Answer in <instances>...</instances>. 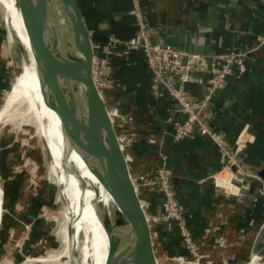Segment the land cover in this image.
<instances>
[{
  "label": "crops",
  "instance_id": "1",
  "mask_svg": "<svg viewBox=\"0 0 264 264\" xmlns=\"http://www.w3.org/2000/svg\"><path fill=\"white\" fill-rule=\"evenodd\" d=\"M77 3L92 47L102 46L108 36L125 41L135 35L131 0ZM137 5L153 42L199 53L207 59L221 53H245L246 71L228 75L224 86L205 101L202 110L207 127L227 148L235 150L237 136L243 135L246 144L237 152L239 167L264 182V0H137ZM3 58L0 53L1 90L6 75ZM208 77V72H196L194 80L180 84L195 106L203 100ZM110 82L104 92L107 106L119 108L120 113L129 112L134 120L125 123L123 129L131 138L125 148L130 174L145 181L152 179L161 165L169 172L178 201L191 214L188 224L200 264H245L254 252L264 257V201L256 192L258 181L245 179L236 168L231 192L213 183L211 176L223 167L225 154L199 131L180 139L174 137L181 114L167 94L151 91L149 71L138 47L127 48L120 57L112 58ZM138 190L148 216L159 214L161 196L154 187L140 183ZM19 192L14 181L6 182L0 172V220L6 228L0 233V242L8 237L17 241L22 235L25 223L19 203L24 201H19ZM153 225L168 262L177 263L171 260L173 257H187L173 223L159 221ZM22 237L25 242L27 236ZM33 241L36 238L28 242ZM4 245L9 244H0L4 252L0 264H12ZM19 254L21 250L14 247V260L21 257Z\"/></svg>",
  "mask_w": 264,
  "mask_h": 264
},
{
  "label": "water",
  "instance_id": "2",
  "mask_svg": "<svg viewBox=\"0 0 264 264\" xmlns=\"http://www.w3.org/2000/svg\"><path fill=\"white\" fill-rule=\"evenodd\" d=\"M15 3L40 95L56 116L63 136L65 167L61 171L78 178L75 162L69 161L74 152L110 198L108 202L99 199L92 203L106 239L103 264H168L130 174L125 140L92 79L93 48L77 0ZM12 41L27 61L21 42L13 35ZM43 139L51 157L47 140ZM56 183L63 209L69 211L71 198L63 193L64 184ZM91 188L96 191V187ZM78 211L69 217L68 238L74 235ZM81 236L79 232L68 264L82 262ZM86 262L90 264L88 257Z\"/></svg>",
  "mask_w": 264,
  "mask_h": 264
},
{
  "label": "built area",
  "instance_id": "3",
  "mask_svg": "<svg viewBox=\"0 0 264 264\" xmlns=\"http://www.w3.org/2000/svg\"><path fill=\"white\" fill-rule=\"evenodd\" d=\"M131 1L137 26L135 35L125 41L108 36L102 46L92 47V79L103 98L105 97V90L111 86L112 58L120 57L122 51L127 48L138 47L149 71L150 89L154 94H167L175 102V109L181 114L174 129V137L180 139L193 131H199L200 134L208 136L223 151L227 159L220 171L211 176L213 183L226 193L231 192V187H234L232 175L237 168L245 179H253L259 182L256 192L264 201V182L262 179L255 173L244 171L238 164L237 152L241 151L246 144L243 135L237 136L234 145L235 150L229 149L221 137L213 133L207 127L206 121L199 115L205 101L210 99L216 90L224 86L228 75L234 71L236 73L246 71L245 53L230 52L207 59L199 53L182 50L170 44L153 42L149 38L145 22L139 12L137 0ZM196 72L209 73V77L205 80L203 100L198 106H195L180 88V84L194 80L193 73ZM198 81L201 82V80ZM108 109L125 140V149L131 144V138L124 132V124L133 123V117L127 111L120 113L117 107H108ZM226 178L228 184L224 182ZM137 179H134L137 186L140 183L153 186L156 193L161 196V212L149 217L152 223L159 221L173 223L181 245L187 252V257L178 256L171 260L178 264H200V256L197 253L196 243L188 224V218L191 214L187 213L178 201L171 185L169 172L161 165L156 168L152 179L145 181L142 177ZM245 264H264V257L260 253H251Z\"/></svg>",
  "mask_w": 264,
  "mask_h": 264
},
{
  "label": "rangeland",
  "instance_id": "4",
  "mask_svg": "<svg viewBox=\"0 0 264 264\" xmlns=\"http://www.w3.org/2000/svg\"><path fill=\"white\" fill-rule=\"evenodd\" d=\"M4 18V10L0 5V53L6 61V75L2 80L5 86H2V90L0 88L1 112L5 106L6 97L20 74L22 62L19 49L13 41L9 40V29ZM260 40H263V37ZM45 138L47 142H50L49 138ZM0 144H2L0 146L2 149L0 151V172L6 182L14 181L17 189L20 190L19 201H24V203H19L21 205L20 211L24 213L22 221L25 223L21 231L22 235L17 241L13 240L14 237L2 240L4 244H9L8 247L4 245L7 249L6 254L10 255V260H13L12 264H64L66 260L62 252L61 237L58 233L63 218L62 200L59 198L56 185L59 170L57 163L47 152L44 139L37 132V120L34 113L27 109L25 102L15 104L1 114ZM28 207H37L38 210H29ZM1 221L0 233L6 229L2 226ZM23 235L27 236L25 242ZM32 238H36V241H33L34 243L28 242ZM25 243H28L29 246H26ZM14 247L22 252L19 254L20 258L15 256V260L12 256ZM24 248L28 251L26 252ZM3 253L0 251L1 255ZM168 264L177 263L168 262Z\"/></svg>",
  "mask_w": 264,
  "mask_h": 264
},
{
  "label": "bare ground",
  "instance_id": "5",
  "mask_svg": "<svg viewBox=\"0 0 264 264\" xmlns=\"http://www.w3.org/2000/svg\"><path fill=\"white\" fill-rule=\"evenodd\" d=\"M15 2L16 0H0V5L4 10V22L9 29V40L12 41V35L18 39L26 50L28 59L27 61L24 60L23 57L21 59L20 74L6 97V103L2 112L0 111V116L15 104L25 102L27 109L31 110L36 117L37 132H39L43 138L47 137L50 140V142H47L50 155L59 168V176L56 177V182L59 181L61 184H64L65 188H63V193L71 198L69 211L67 208V211L62 209L63 218L58 231L62 241V252L66 258L64 264H68L70 251L73 249V244L76 242V237L79 232L82 235L81 241L84 245L81 254V264H87V257L89 258L90 264H103L106 239L102 227L94 214L92 203L99 199H102L103 202H108L110 198L107 194H104L96 179L84 167L83 163L74 152L71 153L69 161L75 162V172H77V177L80 178L81 183L78 178L73 179L71 175H64L61 171V167H65L63 158V136L56 116L44 104L40 95L32 58L28 48L27 37L22 28L20 14ZM91 187H96V191L92 190ZM76 211H78L77 215H80V217H78V220L74 224L73 237L68 238L67 223L71 214L74 216Z\"/></svg>",
  "mask_w": 264,
  "mask_h": 264
},
{
  "label": "trees",
  "instance_id": "6",
  "mask_svg": "<svg viewBox=\"0 0 264 264\" xmlns=\"http://www.w3.org/2000/svg\"><path fill=\"white\" fill-rule=\"evenodd\" d=\"M200 117L206 121V118H205V114L203 113V110L201 109L200 113H199ZM144 209L146 210V208L144 207ZM146 213H147V210H146Z\"/></svg>",
  "mask_w": 264,
  "mask_h": 264
}]
</instances>
